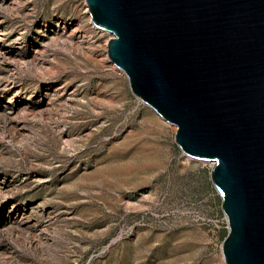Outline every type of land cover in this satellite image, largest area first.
I'll return each instance as SVG.
<instances>
[{"label":"rangeland","instance_id":"374dc122","mask_svg":"<svg viewBox=\"0 0 264 264\" xmlns=\"http://www.w3.org/2000/svg\"><path fill=\"white\" fill-rule=\"evenodd\" d=\"M85 0H0V264H225L212 163L107 56Z\"/></svg>","mask_w":264,"mask_h":264},{"label":"water","instance_id":"95a60500","mask_svg":"<svg viewBox=\"0 0 264 264\" xmlns=\"http://www.w3.org/2000/svg\"><path fill=\"white\" fill-rule=\"evenodd\" d=\"M132 94L212 163L225 264H264V0H85Z\"/></svg>","mask_w":264,"mask_h":264},{"label":"built area","instance_id":"2783aa9c","mask_svg":"<svg viewBox=\"0 0 264 264\" xmlns=\"http://www.w3.org/2000/svg\"><path fill=\"white\" fill-rule=\"evenodd\" d=\"M226 225H227V222H226Z\"/></svg>","mask_w":264,"mask_h":264}]
</instances>
